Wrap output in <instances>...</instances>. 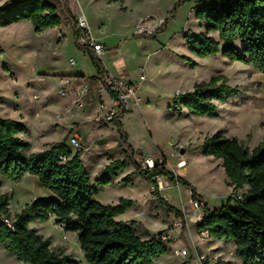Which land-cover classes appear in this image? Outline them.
<instances>
[{
    "label": "rangeland",
    "instance_id": "374dc122",
    "mask_svg": "<svg viewBox=\"0 0 264 264\" xmlns=\"http://www.w3.org/2000/svg\"><path fill=\"white\" fill-rule=\"evenodd\" d=\"M179 1L71 0V4L76 17H86L91 35L106 46V52H110L102 58L107 68L119 70L128 80L138 78L141 71L147 75V81L139 91L140 106L125 121L129 142L141 153L137 156L147 153L156 156L166 169L189 180L202 198L205 195L211 199L214 194L220 197L224 191L229 197L242 198L249 187L234 190L222 161L204 156L199 147L218 131L228 138L245 141L249 150L262 141L264 74L250 65L229 61L222 52L200 58L189 51L185 36L205 32V24L195 17L193 2L178 5L175 17L156 39L137 36L153 34L170 17ZM141 24L147 28L143 33L140 32ZM57 30L49 28L38 33L27 24L17 29L0 28V46L16 43L14 48L7 46L5 51H0V117L27 125L28 134L21 137L30 142L32 152L47 149L65 138L68 143L70 136L77 133L84 147L81 155L91 185L98 190L96 199L106 205H116L121 198L135 199L137 206L118 220L138 219L139 232L145 227L170 231L169 241L177 245L175 256L169 254L156 264H164L167 259L180 264L175 252L182 247L190 252L185 264L198 262V246L217 261L242 264L233 243L202 237L197 230L199 223L190 220L194 214L190 188L174 182L171 188L160 193L164 200L183 213V219L164 210L151 192L150 184L135 172L136 155L135 162L117 180L109 185L97 184L104 176L105 166L112 160L126 158L127 153L118 146L117 131L110 124L97 122L94 118L102 102L96 88L86 96V106L79 109L75 97L61 96L58 83L47 74L55 70H72L93 81L91 76L96 73L89 55L76 46L73 29L63 22L58 36ZM210 35L220 42L216 33ZM220 48L222 50V44ZM218 75L226 76L229 85L240 91L227 101L217 103L218 117L191 116L185 108L178 105L179 109L176 108L179 94ZM128 174L132 175L131 183L126 185L122 179ZM0 182L1 193L10 197L13 216L20 213L34 196L42 198L48 193L35 176L14 182L0 175ZM176 220H181L183 226L175 227ZM30 227L50 239L53 250L70 255L79 264H89L81 251L78 234L56 225L54 218L45 222L33 221ZM0 264L23 263L0 245Z\"/></svg>",
    "mask_w": 264,
    "mask_h": 264
},
{
    "label": "trees",
    "instance_id": "16d2710c",
    "mask_svg": "<svg viewBox=\"0 0 264 264\" xmlns=\"http://www.w3.org/2000/svg\"><path fill=\"white\" fill-rule=\"evenodd\" d=\"M186 2L194 3L195 17L205 24V32L185 36L190 52L200 58L222 52L229 61L250 65L264 74V0H180L153 34L137 36L156 39L175 17L177 6ZM21 21H30L38 33L65 22L73 29L76 46L92 61L96 70L92 79H100L106 73L94 49L80 43L83 30L77 25L71 0H10L0 8V27ZM210 33H216L220 42ZM239 93L237 87L229 85L226 76L218 75L179 94L175 104L177 109L178 106L185 108L188 115L216 118L219 116L217 103ZM124 116L125 113H120L111 125L115 126L118 146L125 150L127 157L110 161L103 170L104 176L97 180L98 185L111 184L113 178H118L135 162V155L141 154L129 142V133L122 122ZM22 134H28L25 123L0 117V175L14 182H21L27 175L35 176L52 196L36 198L13 216L10 197L1 193L0 182V245L6 252L23 264H79L70 255L53 250L51 240L30 227L33 221L45 222L51 218L64 230L78 234L81 251L89 264H154L169 252L171 241L156 240L147 230L140 233L136 221L117 220L134 206L132 199L121 198L116 205L102 204L96 199L98 190L91 185L82 152H73L66 138L47 149L32 152L30 142ZM199 150L204 156L222 161L234 190L249 187L241 199L229 197L223 206L210 209L189 180L164 166L152 171L136 166L135 172L150 185L154 183V176L166 175L190 188L192 198L201 203L203 212L197 230H207L211 238L233 243L242 264H264V137L249 150L245 141L228 138L218 131L206 138ZM131 177L128 174L122 181L129 185ZM154 194L167 213L184 218L158 192ZM217 264L232 262L221 260Z\"/></svg>",
    "mask_w": 264,
    "mask_h": 264
},
{
    "label": "built area",
    "instance_id": "2783aa9c",
    "mask_svg": "<svg viewBox=\"0 0 264 264\" xmlns=\"http://www.w3.org/2000/svg\"><path fill=\"white\" fill-rule=\"evenodd\" d=\"M77 25L83 30L82 37L80 38V43L84 45H89L95 51V53L102 59L106 53V47L103 43L97 41L90 31L87 19L84 15H79L76 17ZM146 26L141 24L140 32L145 31ZM71 65L74 62L71 61ZM106 69V68H105ZM147 81V75L144 71L139 73V76L134 81H127L121 77H116L109 73L106 69V73L100 79H97V91L102 96V102L99 104L94 118L97 122L111 124L113 120L119 116L120 113L129 114L135 111L140 106L139 91L141 86ZM59 94L63 97L72 95L75 97L76 106L79 109H83L85 104V98L91 92V85L89 82H82L75 84L72 79H63L58 90ZM68 145L71 150L83 151L84 147L81 142V138L77 133H74L68 139ZM65 159V158H64ZM136 165L147 171H152L157 166H163L161 161L154 155H136ZM154 183L150 185L151 192L154 194L158 192L159 194L174 185V182L166 175H156L153 177ZM241 199L240 197L236 200ZM193 205L194 214L190 220H194L200 223L203 219V212L201 208V203L198 200L191 201ZM174 226L180 228L183 226L181 220H176ZM202 237L210 238L209 232L203 230L201 232ZM170 231H160L153 234V238L156 240L169 241ZM176 255L180 259V264H185L190 258V252L187 248H179L176 250ZM197 259L202 264H217V260L209 255V253H204L200 251L197 254Z\"/></svg>",
    "mask_w": 264,
    "mask_h": 264
},
{
    "label": "crops",
    "instance_id": "0c3cea01",
    "mask_svg": "<svg viewBox=\"0 0 264 264\" xmlns=\"http://www.w3.org/2000/svg\"><path fill=\"white\" fill-rule=\"evenodd\" d=\"M27 22H30V21H21V22H19V23H15V24H12V25H10V26H7V27H0V28H4V29H9V28H15V29H17V28H20V27H22V26H26V24L29 26V28H33L34 29V26L32 25V23L30 22V23H27ZM63 27V24L61 25V26H59V27H55V28H57L58 30H57V36L60 34V31H61V28ZM35 30V29H34ZM43 31H45V30H43ZM43 31H41V33L43 32ZM66 38V37H65ZM65 38H64V40H65ZM64 40H63V42H64ZM97 40V39H96ZM98 41V40H97ZM62 42V43H63ZM7 46H10V47H15L16 46V43H11V44H9V45H6V46H0L1 47V50L0 51H5V47H7ZM84 54H86V53H84ZM105 55H110V52L109 51H107L106 53H105ZM103 58V57H102ZM104 62V61H103ZM104 66H105V68L107 69V71H109V73L110 74H112V75H114V76H116V77H121V78H123V79H125V80H127V81H134V80H136V79H134V80H128L127 78H125L124 76H122L121 75V73H120V71L118 70L117 72L116 71H113V70H111V69H109V68H107V66L104 64ZM49 76H51V78L50 79H52V80H54V81H56L57 83H58V85H59V87H60V85H61V82H62V80L63 79H66V78H70V79H72L73 80V82L74 83H76V84H79V83H82V82H89L90 83V85H91V89L93 88V89H95V88H97V80L95 79V80H93V81H90L91 79H88L89 77L87 76V75H85V74H83V73H79V72H77V71H69V72H66V71H63V70H55V71H53V72H51V73H47ZM96 75V73L94 74V75H92L91 77H93V76H95ZM37 79L39 78V76L38 77H36ZM45 79H49V78H45ZM92 91V90H91ZM131 115H133V113H129V114H126L123 118H122V122H123V124H124V127H125V129H126V124H125V121H126V119L128 118V117H130ZM110 127L113 129V130H116V128H115V126H113V125H111L110 124ZM135 148H137V147H135ZM148 154H151V153H147L146 155H148ZM81 158H82V155H81ZM109 164V163H108ZM128 170V169H127ZM125 172V171H124ZM122 174V173H121ZM120 177V176H119ZM118 177V178H119ZM28 178H31V176L30 175H27L24 179H28ZM118 178H113V181L114 180H117ZM142 182H144L146 185H147V183L145 182V181H143L142 180ZM46 196L45 197H48V196H52V193L50 192V191H48V193L46 192V194H45ZM202 196H204L203 198H204V200H205V202L208 204V206H209V208L210 209H215V208H218V207H221V206H223L224 204H226L227 203V201H228V199H229V196L227 195V194H225V191L223 192V195H221L220 197L218 196V194L216 195V194H214L213 195V198H211V199H209V198H207L205 195H202ZM36 198H38L37 196H34V198H33V200H35ZM32 200V201H33ZM133 201H134V206L131 208V209H129L125 214H123V215H121L122 217L124 216V215H126V214H128V212L130 211V210H132V209H134L136 206H137V202H136V200L135 199H132ZM31 201V202H32ZM30 202V203H31ZM26 207V206H25ZM25 207H24V209H25ZM121 216H119L118 218H120ZM118 218H117V220H118ZM138 219H135V218H131V219H129V220H122V221H137ZM137 222H139V221H137ZM145 230H147V231H149L150 232V234L152 235V234H155V233H157V232H160V231H162L163 230V228H161V229H157V230H150V229H148V228H146L145 227ZM145 230H143V231H145ZM143 231L142 232H140V233H143ZM147 238V236H144V239H146ZM220 241H223V240H220ZM169 252L166 254V255H163V256H161L159 259H157L155 262H154V264H156L158 261H160L161 260V258L163 257H167V256H169V254H172V256H175V254H174V248H176L177 247V245L176 244H170L169 246ZM198 250L199 251H201L202 250V248L200 247V246H198ZM199 262V261H198ZM194 262L193 264H202L201 262ZM164 264H179V263H174V262H172L171 260H169V259H167L166 260V262H164Z\"/></svg>",
    "mask_w": 264,
    "mask_h": 264
},
{
    "label": "water",
    "instance_id": "95a60500",
    "mask_svg": "<svg viewBox=\"0 0 264 264\" xmlns=\"http://www.w3.org/2000/svg\"><path fill=\"white\" fill-rule=\"evenodd\" d=\"M8 1L10 0H0V8L4 6ZM182 153H184V150H182Z\"/></svg>",
    "mask_w": 264,
    "mask_h": 264
}]
</instances>
